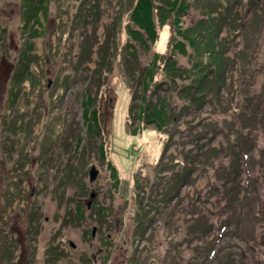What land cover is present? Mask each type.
Returning a JSON list of instances; mask_svg holds the SVG:
<instances>
[{
  "label": "rangeland",
  "instance_id": "1",
  "mask_svg": "<svg viewBox=\"0 0 264 264\" xmlns=\"http://www.w3.org/2000/svg\"><path fill=\"white\" fill-rule=\"evenodd\" d=\"M134 1L97 0V18L89 14L94 0H0V264H46L52 246L61 256L51 264H85V257L101 264L109 246V264H129L134 254L140 264H186L214 243L216 253L207 259L211 264H264L263 169L253 177L240 173L241 207L215 241L226 214L211 184L218 181L216 167L228 165L231 157L224 134L214 129L226 126L229 114L212 112L210 103L182 111L186 99L164 82L157 93L168 95V109L176 108L179 118L159 131L155 123L137 119L138 106L129 117L138 69L156 52L167 54L171 33L169 24L156 21L158 37L150 50L136 43L137 58L128 56L126 26ZM187 2L184 26L204 11L201 0ZM33 5L37 12L29 20ZM24 62L30 67L21 72L30 70L29 78L17 86L14 72ZM177 62L191 65L188 55H177ZM154 72L155 79H164L162 69ZM21 86L12 106L11 92ZM232 87L230 77L223 100L236 106L237 84ZM87 92H92L93 107L105 110V140L102 134L90 136ZM157 93L150 87L143 94L155 102ZM135 94L134 104L143 103ZM257 132L264 138L263 128ZM101 141L105 159L98 148ZM191 161L196 165L188 180L174 184L175 173ZM92 164L99 172L90 181ZM63 172L71 177L62 181ZM253 202L259 216L253 214ZM78 204L84 217L76 219ZM138 209L143 213L136 214ZM192 225L205 231L194 234Z\"/></svg>",
  "mask_w": 264,
  "mask_h": 264
},
{
  "label": "trees",
  "instance_id": "2",
  "mask_svg": "<svg viewBox=\"0 0 264 264\" xmlns=\"http://www.w3.org/2000/svg\"><path fill=\"white\" fill-rule=\"evenodd\" d=\"M201 1L204 9L202 15L188 26H184L182 23V17L187 14L190 7V3L187 0L134 1L130 12V22L126 26L130 38L125 43L128 46V56L132 59L137 58L138 46L135 45L136 43L144 51L150 50L151 44L158 37L156 21L159 22L160 26L169 24L171 33L168 40L167 54L156 52L153 59L146 65L139 67L136 78L139 82V87L135 85L131 93L132 103L129 105L128 114L129 117L131 113L134 114L135 108L138 106L137 119L144 120L147 123H155L159 131L178 119L179 112L177 113L176 108L168 109V95L163 94L162 96L157 93L158 84L164 82L172 92L176 90L180 96L186 99V102L180 107L182 111H186L190 107L200 110L207 103H210L214 109L212 112L223 111L229 114V116H226L225 121L228 124L214 129L216 134L219 132L224 134L226 138L225 144L231 157L228 165L219 164L216 167L218 170V181L220 177V182L215 181L214 184H211V192L217 197L218 203L222 205L221 211L226 214V221L217 229L216 241L217 235L223 236V230L228 228L230 221L233 220L235 209L241 207L243 197H241L240 191L244 187L240 179H238L240 173L246 171L248 176L251 177L252 175L253 177L254 172L258 173L259 169L264 170V138L260 136V133H254V130L258 131L260 128L264 130V38L262 37L264 29V0H248L247 3H241L242 0ZM36 12V6L33 5L28 12L29 20ZM92 12L98 18L97 0H94L90 5L89 14H92ZM213 12H216V14H213ZM251 12L253 13V16H251L253 18L250 17L248 19V14ZM224 30L226 31L225 35L222 34ZM179 54L189 56L191 61L189 67L178 65L177 55ZM29 67L30 63L25 65L24 62L23 66L15 70L14 80L17 86L23 80L24 84L26 83L25 79L29 78L30 70L21 72V69H28ZM161 69L162 73L165 74L164 79H161L163 82L155 79L154 75V71L158 72ZM230 77L233 80V87L234 83L237 84L236 91L239 103L236 106L230 102L228 103L227 99L223 100V90L228 87V79ZM178 78H183L184 81L180 83ZM95 80H97V77H95ZM91 82L92 78L88 81V85L92 88ZM150 87L152 92H156L158 95L155 102L148 99V97L146 98L143 94H146ZM22 88L23 86H21L20 90L11 92L13 98L9 102H12V106H16L15 104L18 101L19 93L22 92ZM136 91L139 93L138 95L143 103L135 105ZM91 93L87 92L84 103L90 136L102 134L103 140H105L102 128L105 110L98 108L100 109L99 111L96 107H93L94 100ZM216 126L218 125L216 124ZM168 137L170 138L169 133ZM104 146L105 141H101L98 148L101 156L105 159ZM202 146L201 143L200 147L202 148ZM166 148H168L167 145L163 148L162 154H164ZM210 150L215 151V148L212 147ZM192 162H186L188 168H183V170H178L179 172L175 173L174 184L180 185L188 180L192 168L196 165ZM109 164L113 169V164L111 162ZM203 165H206V163ZM72 170L73 167L71 168ZM63 173L62 181L63 178L71 177L67 175V172ZM114 175L117 176L116 171ZM62 183L65 185L64 182ZM211 192H209V195L212 196ZM87 206L89 207L88 204ZM253 207L255 209L253 214L259 216L260 213L257 211L256 203H254ZM262 207L260 211L264 214V206ZM100 210L104 213L107 207L103 206ZM69 213L72 215V212ZM137 213L142 214L143 210L138 209ZM74 214L76 219L84 217V209L81 204L77 205ZM66 220L69 221V219L65 218V223ZM73 221L74 218L71 219V222ZM197 230L201 233L205 231V228L201 225H192L190 231L196 234ZM143 233L144 231L141 230V235ZM214 244L208 248L207 253L204 255L201 250H198L193 261L189 260L186 264H211L207 259L213 253H216V249L213 247ZM178 250L180 253L182 252L181 248H178ZM111 252L112 249L109 246L108 251H105L103 255L104 258H102L101 264H109ZM60 256V251L52 246L46 251L45 262L46 264L54 263ZM136 256V254L131 256L129 264H140V259L136 258ZM83 262L85 264H94V258L85 257ZM221 264L229 263L222 262Z\"/></svg>",
  "mask_w": 264,
  "mask_h": 264
},
{
  "label": "water",
  "instance_id": "3",
  "mask_svg": "<svg viewBox=\"0 0 264 264\" xmlns=\"http://www.w3.org/2000/svg\"><path fill=\"white\" fill-rule=\"evenodd\" d=\"M98 172H99V169L96 166V164H92L91 168L89 170V179H90V181H93L96 178V176L98 175ZM95 194H96L95 192H92L91 193V197H94ZM90 203H91V200L88 201V205H90ZM95 230H96V227L93 228V234H94ZM70 243L72 244V246H75L74 242L71 241Z\"/></svg>",
  "mask_w": 264,
  "mask_h": 264
},
{
  "label": "flooded vegetation",
  "instance_id": "4",
  "mask_svg": "<svg viewBox=\"0 0 264 264\" xmlns=\"http://www.w3.org/2000/svg\"><path fill=\"white\" fill-rule=\"evenodd\" d=\"M2 131H3V129H2Z\"/></svg>",
  "mask_w": 264,
  "mask_h": 264
}]
</instances>
